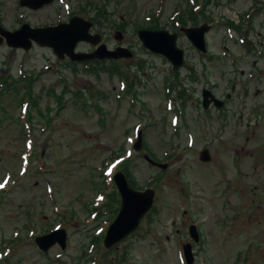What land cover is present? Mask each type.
Wrapping results in <instances>:
<instances>
[{
  "label": "rangeland",
  "instance_id": "obj_1",
  "mask_svg": "<svg viewBox=\"0 0 264 264\" xmlns=\"http://www.w3.org/2000/svg\"><path fill=\"white\" fill-rule=\"evenodd\" d=\"M262 1L53 0L31 10L0 0V26L8 31L67 23L82 8L78 17L95 18L89 32L98 24L107 49L128 48L134 60L104 63L114 66L110 75L71 67L68 58L59 63L48 47L0 44V264H90L99 256L100 264H185L187 242L194 264H264ZM88 3L105 15L95 17ZM204 23L202 56L179 28ZM154 25L178 34L186 62L178 73L140 44L137 31ZM5 81L16 89L4 92ZM202 89L224 105L202 109ZM203 149L208 162L199 160ZM115 171L134 190H153L154 199L138 230L108 251L103 229L120 203ZM55 225L66 230V247L44 253L34 236Z\"/></svg>",
  "mask_w": 264,
  "mask_h": 264
},
{
  "label": "water",
  "instance_id": "obj_2",
  "mask_svg": "<svg viewBox=\"0 0 264 264\" xmlns=\"http://www.w3.org/2000/svg\"><path fill=\"white\" fill-rule=\"evenodd\" d=\"M52 1L53 0H19V6L38 10L49 5ZM90 27V22L77 16L70 19L67 23H60L55 26L44 28H31L28 24H23L17 30L8 31L0 26V44L5 43L8 47L27 51L34 43L39 46L51 48L59 59H63L66 56L71 61H86L96 58L118 59L130 58L132 56L128 49L122 47H118L114 51L107 50L104 44H100L101 36L99 34H90ZM208 29L209 26L203 24L199 27L183 28L180 31L185 34L194 47L205 52L204 34ZM137 37L142 42L143 47L147 48L152 53L164 56L172 64L173 69H178L183 65V52L181 49L177 48L176 43L178 36L176 33L170 34L166 30L141 29L137 31ZM79 42L97 46V49L92 53L75 52V46ZM202 96V106L204 109H206L211 102H213L216 107L222 105V103L214 99L207 90H203ZM140 145L141 136L139 135L137 142L134 144V149L138 150ZM144 159L152 165H157L162 169L166 168V165L156 164V162L154 163V161L150 160L146 155ZM210 159L209 151L203 149L199 154V160L208 162ZM114 183L118 189L121 204L115 220L108 227L106 232L103 241L105 248H110L137 229L140 220L152 207L154 198V191L151 189L136 191L130 188L122 173L115 174ZM190 235L195 242L198 241V234L194 226L190 227ZM35 243L43 252H47L48 249L55 244H58L61 249H64L66 246V233L62 229L55 230L49 234L36 237ZM183 250L187 264H192L190 245L186 244Z\"/></svg>",
  "mask_w": 264,
  "mask_h": 264
},
{
  "label": "trees",
  "instance_id": "obj_3",
  "mask_svg": "<svg viewBox=\"0 0 264 264\" xmlns=\"http://www.w3.org/2000/svg\"><path fill=\"white\" fill-rule=\"evenodd\" d=\"M86 7L87 8H89V9H92L93 11H95V17H102V16H104L103 15V13H102V9L96 4V3H88L87 5H86ZM94 24H95V18L94 17H90L89 18ZM97 19V18H96ZM198 18H197V16L196 17H194V16H192V18L190 19V21H192V22H197L198 20H197ZM96 25H98V24H96ZM150 28H154V29H157L158 27L156 26V25H154L153 27H150ZM113 63V62H112ZM103 67H106V66H103ZM94 70V69H93ZM101 70H106V72L108 73V74H110V75H112V74H114L115 72H116V70L114 69V66L113 67H107V68H105V69H101ZM5 83H7V90H5L4 92H7V91H9V92H11V91H13V90H15L16 88H15V82H11V83H8L7 81H5ZM17 84V83H16ZM18 86V85H17ZM30 87H31V85H30ZM32 90H30V89H28L27 90V93L30 95V97L32 96V92H31ZM30 92V93H29ZM58 103V102H57ZM35 106V105H34ZM121 261H124V256L123 257H121Z\"/></svg>",
  "mask_w": 264,
  "mask_h": 264
},
{
  "label": "flooded vegetation",
  "instance_id": "obj_4",
  "mask_svg": "<svg viewBox=\"0 0 264 264\" xmlns=\"http://www.w3.org/2000/svg\"><path fill=\"white\" fill-rule=\"evenodd\" d=\"M262 10L264 11V0L262 1ZM93 24V23H92ZM93 33H95L94 32V29H93V31H92ZM116 36H118V34H116ZM244 41V43L246 44V45H248V44H250L251 42H249V41H247V40H243ZM77 48H78V46H77ZM95 48H92L91 50H87V51H93ZM260 55V54H259ZM60 63V62H59ZM71 64H73L72 62L71 63H69V65L71 66ZM103 62L102 61H99V60H95V61H93V62H90V63H87L85 66L86 67H88V66H90V65H92L93 67H102L103 66ZM72 67V66H71ZM76 68L74 67V70H72V72L73 73H75V70ZM232 89H233V86H232ZM226 96V100H228V99H230V96H229V94H226L225 95Z\"/></svg>",
  "mask_w": 264,
  "mask_h": 264
}]
</instances>
